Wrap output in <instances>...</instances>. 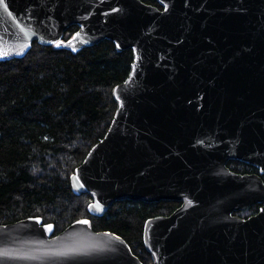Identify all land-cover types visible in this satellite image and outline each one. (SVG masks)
<instances>
[{"label":"water","instance_id":"water-1","mask_svg":"<svg viewBox=\"0 0 264 264\" xmlns=\"http://www.w3.org/2000/svg\"><path fill=\"white\" fill-rule=\"evenodd\" d=\"M0 0V61L32 42L131 48L116 109L70 177L88 211L114 201H179L146 220L150 264H264V0ZM78 29L66 41L70 25ZM260 203L246 218L233 214ZM87 221V223H84ZM39 217L0 224V264H144L87 219L53 236Z\"/></svg>","mask_w":264,"mask_h":264},{"label":"trees","instance_id":"trees-1","mask_svg":"<svg viewBox=\"0 0 264 264\" xmlns=\"http://www.w3.org/2000/svg\"><path fill=\"white\" fill-rule=\"evenodd\" d=\"M161 8L156 0H142ZM78 29L70 25L66 41ZM131 48L118 51L108 39L71 51L59 42L33 41L20 58L0 61V224L39 217L55 236L71 223L87 219L94 231L121 236L144 264L152 262L143 242L147 219L169 215L179 201H114L96 216L92 198L74 193L70 177L90 148L105 135L116 109L112 90L131 69ZM227 166L237 173L264 172L239 160ZM261 206L234 212L241 218Z\"/></svg>","mask_w":264,"mask_h":264},{"label":"snow or ice","instance_id":"snow-or-ice-1","mask_svg":"<svg viewBox=\"0 0 264 264\" xmlns=\"http://www.w3.org/2000/svg\"><path fill=\"white\" fill-rule=\"evenodd\" d=\"M84 223H87V221H84ZM48 228L50 229L51 228V225H49Z\"/></svg>","mask_w":264,"mask_h":264},{"label":"rangeland","instance_id":"rangeland-1","mask_svg":"<svg viewBox=\"0 0 264 264\" xmlns=\"http://www.w3.org/2000/svg\"><path fill=\"white\" fill-rule=\"evenodd\" d=\"M64 41V40H63ZM60 44H62L61 42H59Z\"/></svg>","mask_w":264,"mask_h":264}]
</instances>
